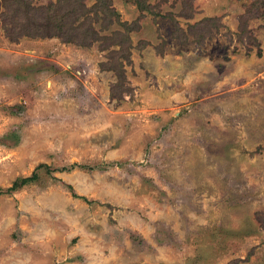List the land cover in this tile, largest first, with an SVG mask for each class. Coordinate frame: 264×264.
<instances>
[{
    "label": "rangeland",
    "instance_id": "374dc122",
    "mask_svg": "<svg viewBox=\"0 0 264 264\" xmlns=\"http://www.w3.org/2000/svg\"><path fill=\"white\" fill-rule=\"evenodd\" d=\"M0 264H264V0H0Z\"/></svg>",
    "mask_w": 264,
    "mask_h": 264
},
{
    "label": "trees",
    "instance_id": "16d2710c",
    "mask_svg": "<svg viewBox=\"0 0 264 264\" xmlns=\"http://www.w3.org/2000/svg\"><path fill=\"white\" fill-rule=\"evenodd\" d=\"M61 1V0H60ZM71 14L76 15L75 10L70 11ZM50 13H47L44 15L43 18H40L41 20L36 21L33 18H27V22L21 24L23 26V30H25L24 33L29 34L30 36L39 35V36H51V35H59L67 40H85L86 37L75 35L76 32L74 30H79L77 27L70 26L66 24L68 22V19L70 17L62 16L60 17L59 22H56L55 19L50 17L48 15ZM20 31V29H18ZM13 34V33H12ZM94 38V35H91Z\"/></svg>",
    "mask_w": 264,
    "mask_h": 264
}]
</instances>
